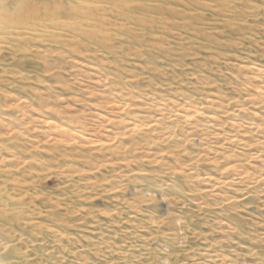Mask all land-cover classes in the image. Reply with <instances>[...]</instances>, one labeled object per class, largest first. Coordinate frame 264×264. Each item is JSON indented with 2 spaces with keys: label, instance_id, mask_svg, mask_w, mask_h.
<instances>
[{
  "label": "rangeland",
  "instance_id": "374dc122",
  "mask_svg": "<svg viewBox=\"0 0 264 264\" xmlns=\"http://www.w3.org/2000/svg\"><path fill=\"white\" fill-rule=\"evenodd\" d=\"M221 4L103 16L106 53L0 35V264H264V0Z\"/></svg>",
  "mask_w": 264,
  "mask_h": 264
},
{
  "label": "bare ground",
  "instance_id": "6f19581e",
  "mask_svg": "<svg viewBox=\"0 0 264 264\" xmlns=\"http://www.w3.org/2000/svg\"><path fill=\"white\" fill-rule=\"evenodd\" d=\"M221 1L103 0L108 7H92L91 5H84L83 1L77 2L76 0H70L67 4L68 7H65L61 4V0H0V35L6 34L11 37L33 35L38 37L43 34L44 37H61L60 35L66 34L75 40V42L72 40L66 42V46L69 48L77 45L84 52L98 53L103 51L106 53V51L109 52L110 49L112 50L114 45H111L113 37L101 28V24L104 25L106 21L103 16H109L108 18L114 19L116 25H119L117 21L121 22L125 27L132 25L138 28L140 33L147 32V36H151L156 31L160 32V29L163 27L171 30H192V24H186L184 22L178 24L173 21V18L182 14L190 15L194 19L197 17L195 14H199L201 11L213 13L215 12L216 6L217 8L222 7L223 4H221ZM169 5L182 7L183 12H178L174 9L172 11L167 10L166 7ZM145 12L156 14V16H146L144 14ZM100 15L102 16L99 17ZM89 22H94L93 27L98 29L96 31H90L88 28L91 26ZM107 22L109 21L107 20ZM132 29L136 31L135 28ZM132 29L127 27L123 31L130 36L133 44H135L134 42L140 40L142 35L133 34ZM193 31L198 32L195 25ZM51 123L52 121L48 122L49 125ZM133 126L132 131L138 129L137 126ZM60 132L64 136L68 135L71 141L77 139L79 135L64 127L60 129ZM99 142V140L88 141L89 144H98ZM3 208L5 209V207ZM0 218L12 227H15L19 223L17 219H9L5 215H0Z\"/></svg>",
  "mask_w": 264,
  "mask_h": 264
}]
</instances>
